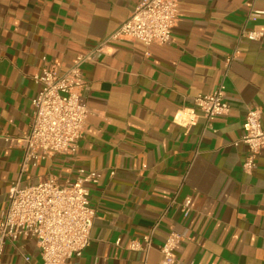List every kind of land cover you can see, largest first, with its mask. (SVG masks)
<instances>
[{
    "label": "crops",
    "instance_id": "1",
    "mask_svg": "<svg viewBox=\"0 0 264 264\" xmlns=\"http://www.w3.org/2000/svg\"><path fill=\"white\" fill-rule=\"evenodd\" d=\"M141 0H0V217L8 187L95 169L90 242L67 264H156L170 231L181 236L175 264H264V147L251 173L237 142L246 109L264 125V0H178L173 40L108 42L82 64L88 109L73 153L29 160L6 136L26 133L44 62L64 72L98 46ZM251 10L262 11L255 19ZM242 30L262 32L258 40ZM227 114L210 125L175 123L193 97L220 84ZM188 197L189 210L181 211ZM146 257L129 248L157 222ZM33 238L7 242L0 264H39Z\"/></svg>",
    "mask_w": 264,
    "mask_h": 264
},
{
    "label": "built area",
    "instance_id": "2",
    "mask_svg": "<svg viewBox=\"0 0 264 264\" xmlns=\"http://www.w3.org/2000/svg\"><path fill=\"white\" fill-rule=\"evenodd\" d=\"M262 11L251 10L248 17L255 19ZM178 20V0H141L127 19L107 35L101 43L74 57L68 69L58 72L55 65L44 62L34 76L39 90L32 99L33 118L29 130L19 137L6 136L11 145L23 149L22 167L35 158L53 154L73 153L77 140L82 137L88 109L80 103L87 80L82 64L102 51L108 42L139 40L146 45L166 44L173 40V27ZM258 40L262 32L242 30L238 39ZM199 109L184 107L176 111L173 120L184 127L194 125L201 117L207 125L229 111L225 87L221 83L210 93L193 97ZM246 147L243 170L251 173L258 153L264 147V125L261 110L250 105L242 122V134L235 143ZM95 169L79 168L74 180L59 182L53 178L23 185L10 184L7 207L0 217V263L4 246L23 238H33L40 255L39 264H67L80 256L90 242L95 210L89 199V186L99 180ZM190 199L181 203V211L189 210ZM158 221L140 238H133L129 248L142 252L145 257L152 247L151 237ZM181 236L170 231L159 245L161 258L156 264H175V251ZM142 264H148L143 260Z\"/></svg>",
    "mask_w": 264,
    "mask_h": 264
}]
</instances>
